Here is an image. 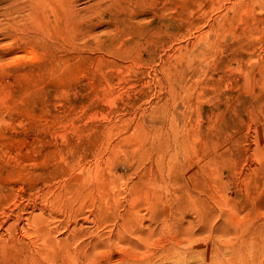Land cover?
Masks as SVG:
<instances>
[{
    "label": "rangeland",
    "instance_id": "obj_1",
    "mask_svg": "<svg viewBox=\"0 0 264 264\" xmlns=\"http://www.w3.org/2000/svg\"><path fill=\"white\" fill-rule=\"evenodd\" d=\"M73 168L88 264H264V0H0V219ZM24 224L0 264H75Z\"/></svg>",
    "mask_w": 264,
    "mask_h": 264
},
{
    "label": "bare ground",
    "instance_id": "obj_2",
    "mask_svg": "<svg viewBox=\"0 0 264 264\" xmlns=\"http://www.w3.org/2000/svg\"><path fill=\"white\" fill-rule=\"evenodd\" d=\"M89 175L86 174L83 168L78 170L73 168L70 170L67 177L62 178L53 184L37 188L35 193L29 195L25 203H22L23 200L21 203L14 202V204L9 207L6 205L7 207H5L7 210L4 213L2 212V219H0L1 230L5 232L16 230L18 225L23 222L25 224L21 227L22 229H28L29 227L32 228L35 225L33 227V233H35L42 241L41 245H55L60 247L59 249L66 256L69 255L75 264H88L89 261L95 262L96 250L101 244V242H96V238L99 234L96 233L95 230H92L90 231L89 238L85 240L83 239L86 234L85 230H83V228L78 229V227H81L84 223L93 222L96 219L94 209L97 207L99 199L97 192L99 187H97L96 184L98 179H96L95 172H90ZM7 184L9 185L8 182ZM8 185L6 187L2 186L3 188L1 187L2 189L0 188V191L6 190L12 192L13 188ZM5 198H8V196L5 195L4 199ZM87 202L89 203L88 206L90 208L84 210ZM35 210L40 212L34 214ZM45 212H48V215H46L47 213ZM25 225L26 227H24ZM59 231H62L61 233L64 234L63 236L65 237L62 239L58 237L56 238V236L52 237L53 234L58 233ZM116 232H119V228ZM114 237L118 238L119 236ZM122 238L124 237L122 236ZM104 241H102L103 244H106V241ZM139 247L141 248V245ZM142 248H144V246H142ZM184 252L183 254L186 253ZM174 253H170L171 256ZM179 254L180 253L173 257H179ZM143 255L144 254H142V256ZM148 255L149 256L146 257L148 260L146 264H155L152 262L153 257L154 259L157 258L155 260H158L159 257L161 258L164 256L161 255L160 252ZM130 256L133 257L131 261L126 260L124 257H120L115 264H139V262H145L142 256L139 257L136 254H130ZM164 257L169 259V257ZM194 259L196 258L194 257ZM197 259H199V257H197ZM169 260L170 262H173L171 259ZM179 264L185 263L181 261Z\"/></svg>",
    "mask_w": 264,
    "mask_h": 264
}]
</instances>
